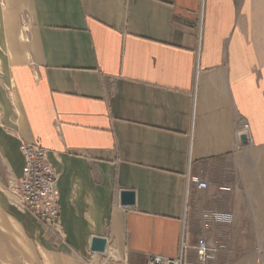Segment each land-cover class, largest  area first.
Masks as SVG:
<instances>
[{
  "label": "crops",
  "instance_id": "1",
  "mask_svg": "<svg viewBox=\"0 0 264 264\" xmlns=\"http://www.w3.org/2000/svg\"><path fill=\"white\" fill-rule=\"evenodd\" d=\"M22 141L59 173L58 229L9 200ZM201 238L207 264H264V0H0V264H147L183 242L196 264Z\"/></svg>",
  "mask_w": 264,
  "mask_h": 264
},
{
  "label": "built area",
  "instance_id": "2",
  "mask_svg": "<svg viewBox=\"0 0 264 264\" xmlns=\"http://www.w3.org/2000/svg\"><path fill=\"white\" fill-rule=\"evenodd\" d=\"M249 128V124L244 123L238 134L248 132ZM20 150L24 157L23 175L8 184L9 199L15 207L30 212L46 227L58 229L61 221L60 191L57 186L59 173L49 160L48 149L38 143L22 141ZM193 180L199 188L208 187V183L199 177ZM223 218L217 213L208 214L204 225L210 228L213 222ZM187 249V243L183 242L178 257L149 253L147 264H186ZM197 256L196 264H207V260L213 256L204 238L199 240Z\"/></svg>",
  "mask_w": 264,
  "mask_h": 264
},
{
  "label": "water",
  "instance_id": "3",
  "mask_svg": "<svg viewBox=\"0 0 264 264\" xmlns=\"http://www.w3.org/2000/svg\"><path fill=\"white\" fill-rule=\"evenodd\" d=\"M242 142H246L249 139L248 132L244 131L240 134ZM121 202L124 205L134 202V193L132 191H123L121 193ZM107 247V240L104 237H94L91 242V249L93 251H105Z\"/></svg>",
  "mask_w": 264,
  "mask_h": 264
},
{
  "label": "bare ground",
  "instance_id": "4",
  "mask_svg": "<svg viewBox=\"0 0 264 264\" xmlns=\"http://www.w3.org/2000/svg\"><path fill=\"white\" fill-rule=\"evenodd\" d=\"M21 153H22V152H21ZM22 155H23V154H22ZM23 158H24V157H23ZM23 170H24V167H23ZM22 175H23V173H22ZM21 177H22V176H21ZM21 177H20V178H21ZM20 178H19V179H20ZM17 180H18V179H17Z\"/></svg>",
  "mask_w": 264,
  "mask_h": 264
},
{
  "label": "rangeland",
  "instance_id": "5",
  "mask_svg": "<svg viewBox=\"0 0 264 264\" xmlns=\"http://www.w3.org/2000/svg\"><path fill=\"white\" fill-rule=\"evenodd\" d=\"M8 191V190H7ZM8 197H9V195H8ZM10 200V199H9ZM11 202V201H10ZM22 210V209H21ZM23 211H25V210H23Z\"/></svg>",
  "mask_w": 264,
  "mask_h": 264
}]
</instances>
